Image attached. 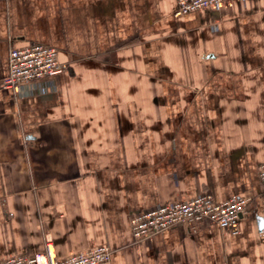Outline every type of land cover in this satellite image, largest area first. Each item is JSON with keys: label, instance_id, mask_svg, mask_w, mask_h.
Returning <instances> with one entry per match:
<instances>
[{"label": "crops", "instance_id": "crops-1", "mask_svg": "<svg viewBox=\"0 0 264 264\" xmlns=\"http://www.w3.org/2000/svg\"><path fill=\"white\" fill-rule=\"evenodd\" d=\"M176 0H0L9 51L65 70L0 87V260L106 244L109 264H264V0L175 15ZM210 191L251 198L238 232L177 223L134 241L130 219Z\"/></svg>", "mask_w": 264, "mask_h": 264}, {"label": "built area", "instance_id": "built-area-1", "mask_svg": "<svg viewBox=\"0 0 264 264\" xmlns=\"http://www.w3.org/2000/svg\"><path fill=\"white\" fill-rule=\"evenodd\" d=\"M227 0H176L175 15H182L206 7H214ZM58 59V50L45 43H30L24 47H12L9 51L8 74L0 87L18 91L27 82L58 75L65 70ZM262 200H264V163L259 167ZM251 198L233 195L216 200L210 191H203L189 199L178 200L148 208L130 219L134 241H142L153 233H159L177 224L192 226L210 221L220 228L238 232V222L247 213ZM111 248L106 244L57 258L50 242L44 251L15 253L0 260V264H109Z\"/></svg>", "mask_w": 264, "mask_h": 264}, {"label": "water", "instance_id": "water-1", "mask_svg": "<svg viewBox=\"0 0 264 264\" xmlns=\"http://www.w3.org/2000/svg\"><path fill=\"white\" fill-rule=\"evenodd\" d=\"M260 226H262V224H264V217H259L258 218Z\"/></svg>", "mask_w": 264, "mask_h": 264}]
</instances>
